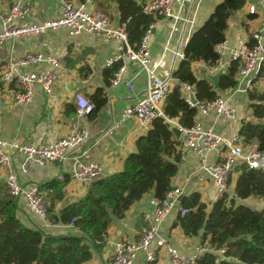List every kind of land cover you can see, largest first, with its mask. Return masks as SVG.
<instances>
[{"label":"crops","instance_id":"1","mask_svg":"<svg viewBox=\"0 0 264 264\" xmlns=\"http://www.w3.org/2000/svg\"><path fill=\"white\" fill-rule=\"evenodd\" d=\"M13 1L15 0H0V15L8 10ZM70 1L76 4L83 0ZM220 1L176 0L170 16L156 17L150 28L147 47L149 67L157 76L172 77V71L182 58L180 54H183L188 39ZM28 3L23 23H41L56 18L59 14L58 0H28ZM251 4L258 6V0H245L243 6L233 11L228 18L217 66H210L202 61L191 62V69L197 78H207V74H214L219 67H222L224 72L230 64V53L237 47L238 39L248 37L250 32L259 26L260 17L247 12V7ZM85 9L105 14L111 25L120 22L116 0H93L85 4ZM1 25L0 18V28ZM116 46L115 39L94 36L85 31L71 35L66 28L48 30L43 35L23 36L0 44V66L6 60L17 61L26 54L36 51L43 55L60 57L63 67L57 81L52 85L51 92L47 94L40 86L34 85L32 98L26 104L15 103L12 88L0 81V138L35 146L67 135L75 126L88 130L84 143L70 149L62 161L47 162L44 165L30 162L26 171L21 169L23 154L15 149L7 150L11 160L9 169L24 185L38 186L54 177L68 179L63 187V199L54 205L56 212L64 205L76 201L86 191L87 186L78 183L72 177L77 162L100 163L105 174L120 171L124 158L135 150V139L147 130L139 126L133 117L121 118L122 110L134 104L145 92L146 72L140 65L126 60V70L122 73L120 82L117 85L104 84L102 77L104 63L114 54ZM46 66L44 63L27 64L20 65L18 70L29 73L45 69ZM86 68H89L87 73ZM249 79L237 78L234 87L218 91V96L224 100L225 105L233 109L232 119L211 110L207 115L197 112L195 120L201 126L211 128L222 136L228 137L238 132L242 119H252L246 95V90L252 85L248 83ZM126 81L131 82V89L125 85ZM178 83L174 78L171 81L172 86ZM255 85L258 90L264 91V76L259 77ZM98 86L105 88L106 102L95 116L86 115L78 118L75 111H71L74 108L75 94L81 92L88 96ZM191 89L192 87L181 90L186 96ZM248 146L255 148L254 145ZM207 159L209 162L214 161V153L209 152ZM5 174L6 168L0 167L1 200L9 197ZM234 174L230 179L231 194H234L237 172ZM200 177H203V181L199 180ZM171 186L181 188L183 193L197 191L201 194L202 201L207 203L216 198L212 179L202 172L197 155L191 151L180 157L177 173L171 179ZM41 192L47 207L51 202V194L46 190ZM152 198L153 191H148L129 207L122 218L112 215L103 249L101 252L93 251L91 258L84 264H106L113 254L115 242L137 240L146 226L144 214L152 212L150 203ZM252 198L254 197L246 199ZM242 200L245 199H237V202ZM259 200L255 198V201ZM177 211V207H174L165 215L159 227L160 234L165 238L166 244L176 248L180 253L189 254L194 252L196 245L202 243L201 231L196 236L185 235L181 228L173 223ZM17 217L26 226L37 227L47 233L59 235L77 233L70 224L50 223L23 207H19ZM151 248L156 251L154 261H147L144 253L138 252L132 264H169V254L163 247H157L153 242Z\"/></svg>","mask_w":264,"mask_h":264},{"label":"trees","instance_id":"2","mask_svg":"<svg viewBox=\"0 0 264 264\" xmlns=\"http://www.w3.org/2000/svg\"><path fill=\"white\" fill-rule=\"evenodd\" d=\"M244 2L221 0L217 3L188 39L183 57L172 71V77L179 83L167 93L163 112L183 128L194 124L197 107L186 101L181 84L192 87L196 100L202 102L213 100L219 90L232 88L237 83L238 60L230 62L219 76L218 89L213 88L209 79L197 78L191 62L202 61L217 66L219 54L215 47L225 39L231 13ZM116 3L119 20L125 22L128 41L135 48L156 17L145 14L137 0H116ZM117 67L118 63H114L103 69L105 85L110 84ZM88 71L86 68V73ZM261 76H264V66L246 90L252 119H242L238 128L243 144L254 145L258 150H264V91L255 85ZM87 97L94 105L88 116L93 117L106 102L105 88L95 87ZM178 142L164 118L152 120L145 133L135 139V150L124 158L120 171L91 181L84 195L58 212L54 205L63 199V187L68 179L54 177L38 185L40 191L51 194L50 205L46 207L47 220L53 224L72 225L77 230L74 234H52L26 226L17 217L19 208L13 198L0 199V264H84L93 251L103 249L112 215L122 218L148 191H153L157 199L165 197L178 170L181 157L177 151ZM235 171L234 196L226 194L207 203L202 201L199 192L192 191L182 193L178 200L179 208L186 212L177 211L174 225L188 236H196L201 231V242L214 250H205L193 264H264V206L253 209L237 202V199L249 197L264 202V171L249 168L244 163L237 165ZM221 248L223 253L215 252Z\"/></svg>","mask_w":264,"mask_h":264},{"label":"built area","instance_id":"3","mask_svg":"<svg viewBox=\"0 0 264 264\" xmlns=\"http://www.w3.org/2000/svg\"><path fill=\"white\" fill-rule=\"evenodd\" d=\"M59 1V14L56 18L45 20L41 23H23L28 11V0H15L10 4L8 10L0 15V44L15 38L43 35L48 30L59 28L68 29L71 35L83 31L94 36H102L106 39H115L117 46L115 52L104 63L105 67H111L118 63L117 69L110 79L111 85L120 82L122 73L126 70L125 61L137 62L146 72V88L144 94L132 104L126 106L121 113V118L133 117L139 126L147 129L152 120L162 117L171 121L163 112V102L170 91L173 77L161 78L149 67V51L147 39L150 28L144 33L139 45L133 47L129 41L125 22L111 25L108 17L101 12H91L85 9V4L93 0H83L73 3L70 0ZM176 0H139L142 11L155 17H168L172 14L173 4ZM249 14H256L261 22L257 28L252 30L248 37L239 38L237 47L230 53V62L238 60L239 67L237 78L249 77L251 83L260 69L264 66V0H258V6L251 4L247 7ZM221 43L215 49L221 55ZM183 57V54H180ZM44 63L45 69L29 73L18 70L20 65ZM63 70L61 58L51 55H43L39 52H30L17 61L6 60L0 66V81L10 86L13 92V100L17 104H26L32 98L33 86L38 85L49 94L52 85L57 81L60 72ZM125 85L132 88L130 81ZM190 86L182 84L181 89H189ZM190 95L194 96L191 89L189 95L185 96L191 106L197 107V112L209 114L211 110L224 115L228 119L234 117L233 109L227 107L224 100L217 96L213 100L191 102ZM195 97V96H194ZM91 100L81 92H77L74 98L75 115L80 118L88 115L93 110ZM180 126V125H179ZM181 136L178 140L177 151L180 156L188 151L196 154L199 159L200 169L212 179L216 197L224 195L233 196L230 192L231 175L239 164H246L249 168L261 169L264 171V150L250 148L243 144L238 132L230 136H222L211 128L201 126L196 120L189 128L180 126ZM88 136L85 127L75 126L73 131L67 135L59 136L51 142L39 145H30L0 138V167L6 168L5 184L9 196L16 202L17 207H23L29 212L38 214L42 219L47 220V210L42 192L38 186H27L18 180V177L10 168L11 160L7 153L8 149H15L23 154L22 171H26L30 162L44 165L47 162L62 161L72 148L81 146ZM213 152L215 160L209 162L207 157ZM105 175L104 167L100 163L77 162L73 170V179L82 185H88L91 181ZM203 181V177L199 178ZM182 189L171 187L163 199L152 198V212L144 214L146 226L139 238L134 241H117L114 244L113 254L106 264H132L138 252H143L147 261H154L156 251L151 248L154 242L157 247H163L169 254V264H193L198 255L205 250H211L207 243H200L195 246L194 252L189 254L180 253L176 248L166 244L165 238L160 234V224L167 213L174 207L181 214L186 209L178 206L179 196ZM224 249L215 250L216 253H223Z\"/></svg>","mask_w":264,"mask_h":264},{"label":"water","instance_id":"4","mask_svg":"<svg viewBox=\"0 0 264 264\" xmlns=\"http://www.w3.org/2000/svg\"><path fill=\"white\" fill-rule=\"evenodd\" d=\"M110 1H115V0H110ZM222 72H223V68L219 67L218 70L214 74H207V79L210 80L214 89L219 88L218 79H219V76L222 74ZM190 100L193 103L196 102V98L193 95H190ZM167 124L169 126V129L173 133L175 139H179L180 137H182L180 126L176 121H172V120L167 121ZM178 198H180V196Z\"/></svg>","mask_w":264,"mask_h":264},{"label":"rangeland","instance_id":"5","mask_svg":"<svg viewBox=\"0 0 264 264\" xmlns=\"http://www.w3.org/2000/svg\"><path fill=\"white\" fill-rule=\"evenodd\" d=\"M255 198L256 197H254L252 199H245V200L239 201L238 203L245 204V205H247V206H249V207H251L253 209H260V208H262L264 206V202L261 199L259 201H255ZM211 251H214V250L211 249Z\"/></svg>","mask_w":264,"mask_h":264}]
</instances>
